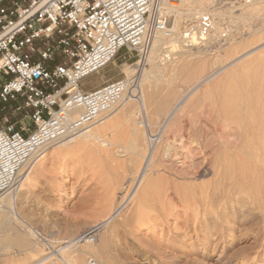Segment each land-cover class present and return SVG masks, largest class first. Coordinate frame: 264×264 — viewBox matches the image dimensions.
<instances>
[{
  "label": "rangeland",
  "instance_id": "obj_1",
  "mask_svg": "<svg viewBox=\"0 0 264 264\" xmlns=\"http://www.w3.org/2000/svg\"><path fill=\"white\" fill-rule=\"evenodd\" d=\"M211 1L207 5L212 7V12L218 10L220 13L221 29L219 28V35L209 42L204 44L200 42L203 40H177L174 47L166 43L162 45L156 59L158 65L153 68H150L149 62L146 63V58L141 61L135 52L122 49L107 66L81 81V88L88 90L110 80L137 74L139 84L138 71L131 73L124 68L135 63V67L142 65L148 71L143 82L145 112L136 115V119H143L146 128L142 126V129L136 124L139 132L136 131L134 135L125 120L120 119L116 125L102 131L105 143L112 141L115 144H102L98 150L90 145L80 149L73 140L62 148L58 146L60 141L57 142L58 145L53 143L45 147L42 158L32 171L36 175L33 173L30 187L25 188L24 184H20L14 192H6L0 196V201L3 197L10 200L15 193L18 196L14 204L16 216L10 204L0 206V264H49L50 261L68 264L57 254L59 251L77 240L84 239V242L85 238L95 239L104 235L106 243L104 242L100 261L98 260L100 264H264V173H261L264 170V158H260L264 157V0ZM168 15V26H172V13ZM185 21L187 22L186 18H180L175 22L176 25L173 24L174 33L182 31L185 25L192 24ZM185 42L189 44L183 46V49L188 48L186 52L180 46ZM36 46L40 48L41 41H36ZM135 90V95L138 96V85ZM131 105L133 113L140 106L135 101ZM116 112L117 110L111 112V115ZM225 113L228 118L224 117ZM256 122L261 128L255 126ZM212 126L214 128H209ZM130 142L134 145L136 142V146L144 144L148 148L159 145L156 148L159 152L156 161L159 162L155 161L154 168L152 167L156 170L152 174L154 177L151 175L154 179L150 174L145 176L146 179L151 177L153 180L149 182L150 179H147L150 186L143 183L146 181L144 178L141 183L146 186L142 190L137 188L140 184L137 171L141 167L142 158L132 149L130 151L124 148ZM58 147L61 150L56 151ZM253 151H256L255 154ZM203 155L208 159V166H216L215 170L220 172L222 179L216 184L218 187L226 188L237 180V185L244 186L241 183L243 181L251 190L244 186V191L234 196H237L235 201L232 200L234 218L229 220L233 228L228 226L231 229L201 232L199 227L197 237L193 232H188L192 237L187 238L183 236V226L190 220L193 206L200 205L204 196L201 181L205 179L198 176L197 172L204 164ZM38 157H33V160ZM172 157L175 162L170 161ZM156 163H159L158 167H155ZM162 163L164 166L168 165L170 171L182 174L179 173L177 178L167 176L168 174L160 171ZM30 164L32 160L28 166ZM35 168L39 171H34ZM158 171L160 177L157 175ZM163 187L161 191L160 188ZM200 190L201 197L198 196ZM168 193L171 194V200L167 198ZM184 193L187 198H193L192 204L190 199L184 197ZM223 200L217 201L222 203ZM217 201L212 203L220 204ZM185 202L191 206L185 205ZM133 206L136 207L135 210ZM238 212H242L243 216H239ZM220 219L217 222L219 229L225 223L221 217ZM96 224L99 227L92 226ZM105 224L104 228L98 230ZM88 229L98 231L88 232ZM100 233L101 236H98ZM211 236H215V239L211 240ZM27 241L31 245H26ZM214 242L216 247L213 248ZM30 246H33L32 250L28 249ZM89 258H93L97 264L96 257L90 254L81 256L78 263L86 264Z\"/></svg>",
  "mask_w": 264,
  "mask_h": 264
},
{
  "label": "built area",
  "instance_id": "obj_2",
  "mask_svg": "<svg viewBox=\"0 0 264 264\" xmlns=\"http://www.w3.org/2000/svg\"><path fill=\"white\" fill-rule=\"evenodd\" d=\"M177 1L0 0V74L7 76L0 85V196L17 190L45 147L91 127L133 95L136 74L88 90L81 81L122 49L145 60L155 34L167 32L165 5ZM210 24L201 16L198 33L207 34ZM10 102L16 117L4 113Z\"/></svg>",
  "mask_w": 264,
  "mask_h": 264
},
{
  "label": "bare ground",
  "instance_id": "obj_3",
  "mask_svg": "<svg viewBox=\"0 0 264 264\" xmlns=\"http://www.w3.org/2000/svg\"><path fill=\"white\" fill-rule=\"evenodd\" d=\"M211 0H178L176 3H174L173 5H165V7H166V12H167V14L168 13H172V16H173V23H172V26H168V24H167V32H157L156 34H155V36H154V38L152 39V43H151V47H150V50H149V53H148V55H147V57H146V63H150V68H153L154 66H157L158 64H157V62H156V59L158 58V56H159V52H160V50L162 49V45H166V43H170V45L171 46H175V45H177L176 44V42H177V40H180L179 42H183L184 40L186 41V42H188V41H192V39L193 40H195L196 42H198L197 40H203V41H200V42H204V44L205 43H207V42H209V40L211 39V38H213L214 36H217V35H219L218 33H220V29H221V27H219L220 25H219V22H220V20H221V18H220V13L218 12V10H216V11H214V12H212L213 11V9H210V8H212V7H210L209 8V4L207 5V3H210L211 4ZM248 4V3H247ZM240 5H242V4H240ZM211 6H213V4L211 5ZM239 6V5H238ZM244 6H249V5H244ZM250 9H248V11H249ZM252 11V10H251ZM208 12V13H207ZM211 12V13H210ZM250 14V13H249ZM204 15H208L209 17H210V21H211V24H210V29H209V31L207 32V34H200V33H198V26H199V20H200V18H201V16H204ZM168 18H169V15H168ZM180 18H186V20H187V22H188V24L189 23H192V24H189L190 26H188V25H185L186 27L184 28V29H182V31H179V32H176V33H174V30H173V27L176 25V23L175 22H177ZM186 22V21H185ZM186 22V23H187ZM175 23V25H173ZM195 28V29H194ZM220 28V29H219ZM176 30V29H175ZM186 42H185V44L183 43V45H181L180 44V46H182L181 48L183 49V46H189V44H186ZM186 48V47H185ZM189 50H190V48H189ZM183 51H188V48H186V49H183ZM182 51V52H183ZM199 52V51H198ZM166 55V54H165ZM168 57V56H167ZM162 60V59H161ZM142 61V60H141ZM145 61V60H144ZM136 64L137 63H135L133 66L131 65V66H128V67H126V68H124L125 69V71L126 70H128V72L129 71H131V73L132 72H135V71H138V73H139V75H140V79H139V84H137L138 85V93H137V95L138 96H136L135 95V89H133L132 90V94L133 95H131L130 97H128L127 99H125V100H123L116 108H114L111 112H114V111H116L117 110V112L114 114V115H111V112L109 113L111 116H109V117H107V115H109V114H107L104 118H102V120H100L99 122H97L96 124H99V125H92L91 127H89V128H87V129H85V130H83L82 132H80V133H78V134H76V135H74V136H71V137H68V138H65V139H63V140H61L60 142L61 143H59V145H58V143L57 142H55V143H57V145L58 146H61V148H62V146H66V145H68V144H71L72 142H73V140H74V143H76V146H79V148L80 149H82V147L84 148V147H86V146H88L89 147V145H90V147H93V149H95L94 147H96L97 148V150L99 149V147L100 146H102V144H106L105 143V141H104V139L102 138V131H103V129L104 128H108V127H111V125H116L117 123H118V121L120 120V119H124L125 120V122L127 123V125L131 128V130L132 131H134V135L136 134L135 132L137 131V132H139V130L137 129V126H136V124H139L138 126H141V128H142V126L144 127V128H146L145 127V121H143V119H139V118H137L136 119V115H138V114H140V113H142V112H145V102H146V98H145V91H144V85H143V82L145 81V79H146V77L145 76H147V74H148V71H147V69L146 68H144L142 65H139L138 67H135L136 66ZM124 69H123V71H124ZM263 72V71H262ZM261 72V73H262ZM137 75V74H136ZM264 76V75H263ZM138 77V76H137ZM262 77V76H261ZM136 96V97H135ZM138 102V104L140 105L139 106V109L135 112V113H133L132 112V102ZM165 105V104H164ZM163 109V108H162ZM157 111V110H156ZM163 111V110H162ZM165 111V110H164ZM222 112V111H221ZM225 112V111H224ZM223 113V112H222ZM145 114V113H144ZM224 114V113H223ZM223 114H221V115H223ZM226 115L224 116V117H226L227 116V113H225ZM142 115V114H141ZM143 117V116H142ZM212 118V117H211ZM222 118H223V116H222ZM226 118H228V117H226ZM205 120V119H204ZM210 120H212V119H210ZM227 120V119H226ZM264 120V119H263ZM217 121V120H216ZM253 121V120H252ZM256 121V120H255ZM205 122H207V120L205 121ZM258 122H259V120H258ZM208 123H209V121H208ZM250 123V122H249ZM192 124V123H191ZM204 124V123H203ZM250 124H252V123H250ZM249 124V125H250ZM262 124V123H261ZM148 125V124H147ZM206 125V124H205ZM214 125V124H213ZM216 125V124H215ZM246 125V124H245ZM248 125V124H247ZM255 126H258V128H259V126L260 125H257V122H256V125ZM216 127H217V125H216ZM140 128V127H139ZM144 128H142V129H144ZM192 128V127H191ZM206 128H207V126H206ZM209 128H214V126H212V127H209ZM247 128H249L248 126H247ZM250 128H252V127H250ZM249 128V129H250ZM257 128V129H258ZM260 128H261V126H260ZM264 128V127H263ZM182 129V128H181ZM244 129V128H243ZM147 130V129H146ZM191 130V129H190ZM208 130H210V129H208ZM245 131H247L246 129H244ZM253 130V129H252ZM264 130V129H263ZM184 131V130H183ZM207 131V130H206ZM211 131V130H210ZM249 131V130H248ZM255 131H257V130H255ZM261 131V130H260ZM259 131V132H260ZM142 132V131H141ZM190 132V131H189ZM192 132H193V130H192ZM195 132V131H194ZM193 132V133H194ZM212 132H213V130H212ZM258 132V131H257ZM143 133V132H142ZM241 133H243V132H241ZM196 134H197V132H196ZM238 134H240V133H238ZM255 134V133H254ZM264 134V133H263ZM140 135V134H139ZM188 135V134H187ZM259 137H260V135H258ZM261 137H262V139H263V136L261 135ZM133 139V138H132ZM132 139H130V140H132ZM160 139V138H159ZM165 139V138H164ZM191 139V138H190ZM199 139V138H198ZM158 140V139H157ZM161 140V139H160ZM242 140V139H241ZM250 140H253V138H250ZM249 140V141H250ZM259 140V139H258ZM76 141V142H75ZM133 141V140H132ZM166 141V140H165ZM211 141V140H210ZM254 141V140H253ZM255 142H256V140H255ZM54 143V144H55ZM154 143V142H153ZM161 143L162 142H160V145H161ZM208 143V142H207ZM206 143V144H207ZM248 143V142H247ZM254 143V142H253ZM112 145V144H115V142H110L109 144H106V145ZM166 144V143H165ZM164 144V145H165ZM245 144V143H244ZM250 144V143H249ZM257 144V143H256ZM139 145V144H138ZM157 146H155V148H148V146L146 147L144 144L143 145H139V146H136V142H135V145L133 144V143H126L125 145H124V148L125 149H130V151H131V149L133 150V151H135L136 152V154L137 155H139L141 158H142V162H141V167H140V169H139V171H137V175H139L140 176V181H139V186L137 187V188H139L138 190H140V188H141V190H142V188L144 187V186H146L145 184L147 183V185H150L151 186V184H148V180H149V182H151L154 178V175H152V174H155V169H152V167L154 166V164H155V161H156V158H157V156H158V150L156 149L159 145L158 144H156ZM183 145V144H182ZM210 145V144H209ZM255 145V144H254ZM73 146V145H72ZM72 146H70V147H72ZM74 146H75V144H74ZM256 146V145H255ZM104 147V146H103ZM106 147V146H105ZM209 147V146H208ZM57 148V147H56ZM61 148L60 147H58V149L56 150V151H59V149L61 150ZM74 148V147H73ZM76 148V147H75ZM159 148V147H158ZM184 148V147H183ZM182 148V149H183ZM211 148H213V147H211ZM255 148V147H254ZM264 148V147H263ZM77 149V148H76ZM102 149V148H101ZM111 149V148H110ZM198 149V148H197ZM201 149V151H202V148H200ZM233 149V148H232ZM44 150V149H43ZM43 150H42V152H43ZM54 150V151H55ZM96 150V149H95ZM94 150V151H95ZM112 150V149H111ZM168 150V149H167ZM166 150V151H167ZM55 151V152H56ZM171 151V150H170ZM231 151V150H230ZM263 151H264V149H263ZM39 153V154H37L36 156H39L37 159H32V164H30V166H28L25 170H24V173H23V180H22V183H21V185H23L24 184V187L25 188H27V187H30V185L32 184V181H33V176H34V174L36 175V173H34V172H32L33 171V169H34V166H35V164L37 163V161L40 159V158H42V156H43V153ZM194 152V151H193ZM254 152H256V151H253V153ZM258 152V151H257ZM262 152V151H261ZM191 153V152H190ZM199 153V152H198ZM174 154V153H173ZM255 154V153H254ZM164 155H165V153H164ZM206 155V154H205ZM205 155H203L202 156V158L205 156ZM234 155V154H233ZM257 155V154H256ZM259 155V154H258ZM163 156V155H162ZM166 156V155H165ZM168 156H170V158H171V155H168ZM186 156V155H185ZM208 156V155H207ZM215 156V155H214ZM261 156H262V154H261ZM247 157V156H246ZM245 157V158H246ZM191 158V157H190ZM260 158H264V157H260ZM212 159V158H211ZM214 159V158H213ZM248 159V158H247ZM246 159V160H247ZM161 160H163V159H161ZM172 160H173V157H172V159L170 160L171 162H172ZM192 160V159H191ZM198 160V159H197ZM201 160V159H200ZM203 162H204V164L203 163H201L200 162V164H203V166H202V168L201 169H199V171H197V172H199L198 173V176H200L201 178L203 177L205 180L204 181H201V185H203L202 186V189L201 190H203V194H204V196H203V194H202V196H203V198H201V199H203L202 201H200L199 202V204L200 205H198V206H200V209H199V207L198 206H193V211H192V214H191V218H189L190 220H188V221H186V223H185V226H183L184 227V229H182L183 231L182 232H184L183 233V236L184 237H187V238H191L192 236L190 235V234H188V232H193L195 235H196V237L198 236V232L201 230V232H220L223 228H225V229H231V228H228V226L229 227H232L231 226V220H233V218H234V211H232V203H233V201H235L236 200V197H234L235 195H238L240 192H242V191H244V186L248 189V190H251V188L250 187H247L245 184H244V182L243 181H241V183H243V185L244 186H241V184L240 185H237V180H236V182H234L235 184H230V185H228V184H226L227 183V180L225 181L226 183H224L225 185H228L226 188L223 186V187H218L216 184L222 179V177H221V175H220V172L219 171H216L215 169H216V166H215V168H210L209 166H208V164H207V162H208V159L206 158V157H204L203 159ZM201 160V161H202ZM223 160V159H222ZM174 161V160H173ZM185 161V160H184ZM193 161V160H192ZM214 161H216V158H215V160ZM250 161H252V160H250ZM260 161V160H259ZM156 162H159V161H156ZM161 162V161H160ZM170 162V163H171ZM175 162V161H174ZM180 162V161H179ZM182 162H183V160H182ZM181 162V164L183 165V163ZM211 162V161H210ZM213 162V161H212ZM211 162V163H212ZM220 162V161H219ZM224 162H225V160H224ZM237 162V161H236ZM245 162H247V161H244V163ZM189 163V162H188ZM187 163V164H188ZM197 163V162H196ZM222 163V162H221ZM233 163V162H232ZM253 163V162H252ZM39 164V163H38ZM158 164L159 163H156V165L157 166H155V167H158ZM172 164V163H171ZM174 164V163H173ZM189 164H191V163H189ZM198 164V163H197ZM213 164H215L214 162H213ZM250 164V163H249ZM254 164V163H253ZM186 165V164H185ZM218 165V164H217ZM220 165V164H219ZM232 165V164H231ZM236 165V164H235ZM256 165V164H255ZM39 166V165H38ZM38 166H37V168H38ZM163 166V167H162ZM181 166V165H180ZM196 166H198V165H196ZM220 166H222V164L220 165ZM247 166H248V164H247ZM257 166V165H256ZM36 167V166H35ZM159 167H162L161 169H160V171L162 170L163 171V173L165 172L166 174H168L167 176H173V178H177L178 176V174L180 173V174H182L181 172H179L178 171V174H176V171H175V173L174 172H172V171H170L169 170V167H168V165L167 166H164L163 165V163L159 166ZM177 167V166H176ZM179 167V166H178ZM195 167V166H194ZM200 167V166H199ZM214 167V166H213ZM219 167V166H218ZM218 167H217V170H218ZM154 168V167H153ZM224 168L226 169V167L224 166ZM259 168H261V167H259ZM182 169H184V168H182ZM181 169V170H182ZM187 169V168H186ZM186 169H184V170H186ZM250 169H251V167H250ZM249 169V170H250ZM39 171V169H36L35 168V170L34 171ZM157 170H158V168H157ZM176 170V169H175ZM178 170V169H177ZM180 170V171H181ZM188 170H189V168H188ZM196 169H194V171H195ZM258 170V169H257ZM160 171H158L157 173V175H159V172ZM183 171V170H182ZM221 171V170H220ZM251 171V170H250ZM256 171V170H255ZM263 171V172H262ZM261 171V173L263 174L264 173V170H262ZM193 172V171H192ZM223 172V174H224V171H222ZM221 172V173H222ZM259 172H260V169H259ZM258 172V173H259ZM34 173V174H33ZM186 173V172H185ZM194 173V172H193ZM192 173V174H193ZM210 173H212V175H213V177H211V174ZM39 174V173H38ZM37 174V175H38ZM150 174V176L153 178V179H151V177H149V178H145V176L146 177H148V175ZM166 174H165V181L167 180L166 178ZM188 174V173H187ZM195 174V173H194ZM193 174V175H194ZM210 174V175H209ZM217 176H216V175ZM239 174V173H238ZM252 174V173H251ZM253 174H254V172H253ZM191 175V174H190ZM197 175V174H196ZM225 175V174H224ZM223 175V176H224ZM227 175V174H226ZM229 175H230V173H229ZM237 175V174H236ZM248 175H249V173H248ZM256 175V174H255ZM259 175V174H258ZM181 176V175H180ZM179 176V177H180ZM195 176V175H194ZM244 176V175H243ZM136 177V176H135ZM155 177H156V175H155ZM158 177H160V175L158 176ZM183 177H186V176H184L183 175ZM182 177V178H183ZM229 177V176H228ZM235 178L237 177V179H239L238 178V176H234ZM233 177V178H234ZM240 177V176H239ZM245 177V176H244ZM250 177V176H249ZM137 178V177H136ZM145 178V180L147 181H145V182H143V183H145L144 185H142V181H143V179ZM186 178H188V177H186ZM191 178V177H190ZM192 178H195V177H192ZM241 178V177H240ZM171 179V181H172V178H170ZM179 179V178H178ZM225 179H226V177H225ZM244 179V178H243ZM249 179V178H248ZM260 179V178H259ZM160 180V179H159ZM190 180V179H189ZM263 180V179H262ZM174 181V180H173ZM178 181V183H179V181H180V179L179 180H177ZM176 181V182H177ZM198 181H199V179H198ZM233 181H235V179L233 180ZM244 181H247V180H244ZM249 181V180H248ZM261 181V180H260ZM162 182V181H161ZM184 182V181H183ZM197 182V181H196ZM240 182V181H239ZM253 182H255V181H253ZM258 182V181H257ZM172 183H174L175 184V182H172ZM172 183H169V184H172ZM200 183V182H199ZM221 183V182H220ZM252 183V182H251ZM259 184H261L260 182H258ZM153 184V183H152ZM169 184H167V185H169ZM197 184V183H196ZM223 184V185H224ZM250 183H248L247 182V185H249ZM165 185V184H164ZM199 185V184H198ZM200 185V186H201ZM140 186H142V187H140ZM159 186H162V185H159ZM193 186V185H192ZM195 186V185H194ZM199 186V188H201ZM250 186V185H249ZM257 186H259V185H257ZM148 187V186H147ZM166 187V186H165ZM176 187H177V185H176ZM196 187V186H195ZM194 187V188H195ZM167 188H169V187H167ZM143 189H145V187L143 188ZM161 189V191H162V189H164V187L163 188H160ZM263 189V188H262ZM138 190H136L135 192L137 193V191ZM201 190L198 192V196H200L199 195V193L201 192ZM248 190H246V191H248ZM153 191V190H152ZM164 191V190H163ZM178 191V190H177ZM186 191V190H185ZM190 191V190H189ZM261 191V190H260ZM140 192H142V191H140ZM166 192V191H165ZM168 192V191H167ZM178 192H182V191H178ZM177 192V193H178ZM188 192V191H187ZM187 192H185L186 194H187ZM193 192V191H192ZM255 192V191H254ZM259 192V191H258ZM145 193V192H144ZM152 193V192H151ZM164 193V192H163ZM185 193L183 194L184 195V197H186L187 198V196H185ZM190 193V192H189ZM224 193V194H223ZM261 193V192H260ZM259 193V194H260ZM153 194V193H152ZM167 194V193H166ZM166 194H165V196H166ZM169 194V193H168ZM191 194V193H190ZM195 194V193H194ZM151 195V194H150ZM170 195L171 194H169V197H167L168 199H170L171 200V197H170ZM188 195V194H187ZM196 196V195H195ZM249 196V195H248ZM18 196H17V193H15L14 195H12L11 197H10V200H7V199H4L5 197H3V199L0 201V206H4V205H8V204H10L11 205V207L13 208V212H14V214H15V216L17 215V212H15V209H14V204H15V201H16V198H17ZM159 197V196H158ZM178 197V196H177ZM201 197V196H200ZM219 197H220V199H224L223 200V202L222 203H220V202H218L220 199H219ZM251 197V196H250ZM259 197V196H258ZM257 197V198H258ZM261 197V196H260ZM192 198V197H191ZM242 198V197H241ZM245 198V197H244ZM243 198V199H244ZM252 198V197H251ZM152 199V198H151ZM155 199V198H154ZM160 199V198H159ZM173 199V198H172ZM180 199V198H179ZM183 199V198H182ZM188 199H190V198H187V200ZM146 200V199H145ZM186 200V199H185ZM184 200V201H185ZM186 200V201H187ZM191 200V199H190ZM189 200V201H190ZM218 200V201H217ZM233 200V201H232ZM256 200V199H255ZM259 199H257V201H258ZM262 200V199H261ZM131 201H132V199H131ZM181 201V200H180ZM188 201V202H189ZM194 200H193V198H192V200L190 201L191 202V204H192V202H193ZM197 201V200H196ZM215 201H217L218 203H220V204H213L212 202H215ZM244 201V200H243ZM249 201H251V200H249ZM128 202H130V201H128ZM146 202V201H145ZM151 202H152V200H151ZM160 202H161V200H160ZM173 202V201H172ZM188 202H185L186 204L185 205H187V204H189L190 205V203H188ZM196 203H198V202H196ZM202 203V204H201ZM231 203V204H230ZM259 203V202H258ZM257 203V204H258ZM129 204V203H128ZM184 204V203H183ZM252 204V203H251ZM137 205V204H136ZM161 205V204H160ZM170 205V204H169ZM189 205H188V207L187 208H189ZM222 205H224V206H222ZM254 205V204H253ZM253 205H251V206H253ZM171 206H173V205H171ZM191 206V205H190ZM5 207V206H4ZM3 207V208H4ZM162 207V206H161ZM179 207V206H178ZM184 207V206H183ZM2 208V207H1ZM133 208H134V206H133ZM159 208V207H158ZM165 208V207H164ZM235 208V207H234ZM245 208V207H244ZM247 208V207H246ZM245 208V209H246ZM136 209V207L134 208V210ZM139 209V208H138ZM248 210H249V208H247ZM253 209H255V208H253ZM263 209V208H262ZM143 210V209H142ZM123 211V210H122ZM149 211V210H148ZM164 211V210H163ZM168 211V210H167ZM189 211V210H188ZM264 211V210H263ZM12 212V213H13ZM116 213V212H115ZM121 213V212H120ZM238 213H240L239 214V216H243V213L242 212H238ZM114 214V213H113ZM171 214V213H170ZM185 214V213H184ZM189 214V213H188ZM148 215H149V213H148ZM119 216V215H118ZM141 216H143V215H141ZM174 216V215H173ZM187 216H189V215H187ZM128 217H130V216H128ZM133 217V216H132ZM149 217V216H148ZM168 216H166V218H167ZM220 217L222 218V222H225V223H223V227H222V224H221V229H219L220 227H218L217 226V222H218V219H220ZM114 218V217H113ZM112 218V219H113ZM243 218H245V217H243ZM111 219V220H112ZM229 219H231V220H229ZM139 220V219H138ZM156 220V219H155ZM170 220V219H169ZM221 220V219H220ZM181 222V221H180ZM220 222V221H219ZM143 223V222H142ZM179 223V222H178ZM177 223V224H178ZM99 224V223H98ZM98 224H96V225H92V226H95V228H97V227H99V225ZM108 224V223H107ZM107 224H105V225H103V226H101L100 228H98V230L100 229H102V228H104ZM149 224V223H148ZM176 224V225H177ZM172 225V224H171ZM233 225V224H232ZM127 226H129V225H127ZM178 226V225H177ZM199 227H200V230H199ZM18 228V227H17ZM233 228V227H232ZM236 228V227H235ZM131 229V228H130ZM168 229V228H167ZM173 229H174V227H173ZM178 229V228H177ZM95 230H97V229H95ZM95 230H93V229H88L87 231L88 232H92V231H95ZM97 230V231H98ZM156 230V229H155ZM87 231H85L86 233H88ZM97 231H95V232H97ZM134 232V231H133ZM195 232H197V233H195ZM103 233V232H102ZM22 236L24 235V233L23 234H21ZM97 234H95V236H96ZM85 236V235H84ZM94 236V235H93ZM98 236H101V233H100V235H98ZM30 237V236H29ZM104 237H105V235H104ZM104 237H97V238H95V239H93L92 241H94V243H90V244H88V243H86V242H88V240L87 239H85V241L83 242V240L84 239H81V240H77V241H75V242H73L71 245H69L68 247H66V248H64L63 250H61V251H59L57 254L60 256V257H63L64 258V261L65 262H67L68 264H79L78 263V259L81 257V256H83L84 254H90V255H92V256H95L96 258V260H97V264H100V262H98V260L101 258V254H102V252H103V248H104V244L106 243L104 240ZM183 237V238H184ZM25 238H26V236H25ZM182 238V239H183ZM211 238V240H213V239H215V236L214 237H210ZM26 239H28V238H26ZM28 240H30V238L28 239ZM35 241V240H34ZM91 241V242H92ZM183 241H184V239H183ZM182 241V242H183ZM18 242V241H17ZM37 243H38V241H36ZM82 242V243H81ZM105 242V243H104ZM185 242V241H184ZM22 244V243H21ZM34 244H35V242H34ZM26 245H31V242L30 241H27L26 242ZM33 246H30L28 249L29 250H32L31 248H32ZM34 247H36V244L34 245ZM107 247V246H106ZM214 247H216V243L214 242V245H213V248ZM54 248V247H53ZM55 249V248H54ZM108 249V248H107ZM107 249H106V251H107ZM190 251V250H189ZM67 253H68V255H67ZM174 253V252H173ZM190 254V253H189ZM57 255V256H58ZM107 255V254H106ZM185 256V255H184ZM103 257V256H102ZM186 257V256H185ZM191 257V256H190ZM93 259V258H92ZM52 260V259H51ZM94 260V259H93ZM108 260V259H107ZM218 259L216 258L215 259V261H217ZM47 261H49V260H47ZM53 261V260H52ZM100 261V260H99ZM102 262V261H101ZM41 264H44V262L43 263H41ZM49 264H55V262H49ZM86 264H88L87 263V260H86ZM93 264H96L95 263V260H94V263ZM103 264V263H102Z\"/></svg>",
  "mask_w": 264,
  "mask_h": 264
},
{
  "label": "crops",
  "instance_id": "obj_4",
  "mask_svg": "<svg viewBox=\"0 0 264 264\" xmlns=\"http://www.w3.org/2000/svg\"><path fill=\"white\" fill-rule=\"evenodd\" d=\"M34 59H36V60L39 59L38 54H35V55H34ZM6 77H7V76L0 74V81H1V83L6 79ZM1 83H0V85H1ZM96 87H98V85H97ZM96 87H94V88H96ZM14 105H15L14 102H10V103L7 105V109H6V111H5L4 113H5V114H8V115H11V117H16L17 114H16L15 112H13V107H14Z\"/></svg>",
  "mask_w": 264,
  "mask_h": 264
}]
</instances>
